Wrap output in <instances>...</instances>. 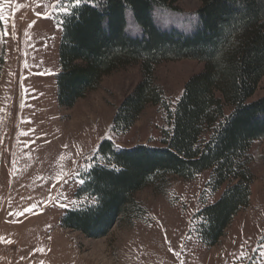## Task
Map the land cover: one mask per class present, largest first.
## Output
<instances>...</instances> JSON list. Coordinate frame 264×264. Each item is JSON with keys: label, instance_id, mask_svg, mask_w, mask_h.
<instances>
[{"label": "trees", "instance_id": "16d2710c", "mask_svg": "<svg viewBox=\"0 0 264 264\" xmlns=\"http://www.w3.org/2000/svg\"><path fill=\"white\" fill-rule=\"evenodd\" d=\"M180 0H82L68 15L56 6L61 30L56 101L70 109L97 90L104 77L137 65L140 81L114 111L110 131H129L148 106L162 108L167 128L160 145H98L63 229L88 239L106 237L117 225L144 219L136 193L163 192L171 177L192 180L210 171L208 188L220 197L192 218L198 240L216 245L250 201L254 175L249 150L264 140V95L251 100L264 76V0H198L182 11ZM69 3V0H64ZM196 60L174 104L155 81L158 66ZM99 210H90L94 201Z\"/></svg>", "mask_w": 264, "mask_h": 264}, {"label": "rangeland", "instance_id": "374dc122", "mask_svg": "<svg viewBox=\"0 0 264 264\" xmlns=\"http://www.w3.org/2000/svg\"><path fill=\"white\" fill-rule=\"evenodd\" d=\"M54 2L0 0V264H264V140L249 150V204L212 247L192 228L196 212L223 191H210L207 170L188 181L171 177L163 192L138 191L146 217L114 226L104 238L60 226L68 210L84 203L75 200L79 174L102 140L121 148L159 146L167 124L161 107L148 106L126 133L110 131L116 107L140 81L137 65L104 77L74 107L57 105L61 30ZM199 4L177 2L185 12ZM203 68L196 60L164 63L155 81L174 104ZM262 95L264 76L250 101Z\"/></svg>", "mask_w": 264, "mask_h": 264}, {"label": "snow or ice", "instance_id": "6c2138e0", "mask_svg": "<svg viewBox=\"0 0 264 264\" xmlns=\"http://www.w3.org/2000/svg\"><path fill=\"white\" fill-rule=\"evenodd\" d=\"M82 3V0H69V3L65 4L64 3V0H55L54 3H51V7L55 10L56 9V6L57 4H60L62 5L58 10L63 12L65 15H68L71 11V9H74L76 7H78L80 4ZM97 3H98V0H97ZM81 183H83V181H80ZM99 204L100 202L97 200V201H94L92 203V206L90 208V210H99ZM3 238H0V240H2ZM264 255V254H262Z\"/></svg>", "mask_w": 264, "mask_h": 264}]
</instances>
